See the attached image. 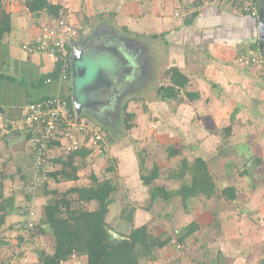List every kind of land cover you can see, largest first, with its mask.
<instances>
[{"label": "crops", "instance_id": "0c3cea01", "mask_svg": "<svg viewBox=\"0 0 264 264\" xmlns=\"http://www.w3.org/2000/svg\"><path fill=\"white\" fill-rule=\"evenodd\" d=\"M49 1L63 5L65 10L63 14L68 15L64 17H68L80 26L74 42L83 49L84 53L75 64L76 74L73 75L72 71L68 80L52 78L51 82H42L44 76L57 71L55 56L47 53H28L22 48L23 43L39 38L42 24L49 20L48 15L43 13L35 16L27 7L26 0H0V19L3 11L9 13L11 18V29L0 40V103L2 105L0 112V205L1 207L3 204L7 206L5 209L0 208L2 215L6 213L1 224L7 220L8 215L17 214L20 210L22 213V205H18L20 203H16L17 208L14 207L15 200L19 196L15 190L16 187L20 189L21 192H19L24 197L28 198L21 186L26 185L32 176L34 138L30 135L33 130L24 128L21 119L30 101L61 94L71 100H69L72 103L71 106L75 109L73 95L77 93L81 102L79 116L86 119L92 126H96L95 123L99 121L102 125L106 124L112 117H116L117 103L127 99L129 93L139 92L131 93L134 88L137 87L136 89L140 90L141 86H150L151 83L143 82L145 77L146 80L151 79V76L149 77L151 67L148 62L149 56L151 53L158 55L163 53L168 58L170 57V62L176 57L174 65L170 66L176 67L178 63L180 64L179 69L184 71H189V65L186 66V61L180 60L189 55L188 62H191L190 66L193 68L190 69L191 73L197 70L203 79L197 80L200 77L197 75L196 80H192L186 72L185 74L189 77L187 89L191 92H200L201 88L192 90L189 87H193L196 81L199 84L203 82L202 86L206 85L207 93L212 92L218 97L217 99L222 101H230V106L239 109L236 111L235 118L241 122L240 129L248 128L246 117L256 120L264 118V70L261 71V68L255 65L247 66L241 60L242 57L261 55L264 50L259 38L260 16L257 18L250 14L240 13L231 4L220 0ZM182 2L187 6L185 11H189L186 14L191 12L190 8L194 2L200 4V8L197 16L192 19L191 16H184L185 24L177 27L172 15L163 17L159 7L160 5L179 7ZM140 7L143 13L132 15V10L138 13ZM126 11L129 12L126 13ZM157 11L159 12L158 17L154 21L158 28L155 29L151 25L147 12L156 13ZM189 18L191 19L190 24L186 23ZM144 23H147L149 27L145 29ZM145 38H150V40L146 41ZM177 54L183 56L177 57ZM84 58H90L96 65L97 77L89 70L90 76L96 78L90 83V93L82 92L81 84L75 83L76 79L87 73L88 67L83 64L78 65ZM155 67L156 64H154V69ZM136 80L138 83L141 82L140 86L130 87L129 84ZM199 96L193 101L197 103L196 105L205 101L202 92ZM128 112L133 118L134 113L129 110ZM231 113L229 110V117ZM202 115L213 116L208 111ZM225 126L231 127V130L225 127V133L228 135L235 133L233 120ZM239 132L242 131L237 130L236 133ZM252 142L253 150L255 147L258 152L256 154L263 160L264 157H261V155L264 156L262 154L264 151L263 133L259 137L256 132ZM112 146L111 142V149ZM181 146L184 147L183 144ZM250 150L252 151L251 147ZM93 156L92 152L87 155L90 158ZM10 190L12 192L8 193ZM10 199H13L12 204L7 202ZM205 203L202 210L194 206L197 211L194 212L193 221L198 224V228L187 237L189 238L185 244L187 251L182 250L183 253L179 252L178 256L175 254L178 252L173 254L181 260L177 259L176 263L172 262L175 259H172L174 257L170 255V245L167 243L155 250L154 257L143 258L140 264H169L170 261V264L182 262L183 264H264V194L258 196L255 194V197L248 200L245 205L240 204V199L238 205L235 204L236 206L230 208L205 206L207 205ZM140 210L141 208L135 210L133 207L132 221L126 222L121 219L118 223L126 233L131 230V227L144 223L153 226L155 218L150 215L146 216L147 212ZM187 212L191 214L192 211ZM179 224L183 222L180 221ZM156 226L154 234L162 235L163 238L171 235V232L168 233L166 229H161L162 224ZM185 227L186 225L183 224L182 228ZM83 260H86L85 257Z\"/></svg>", "mask_w": 264, "mask_h": 264}, {"label": "rangeland", "instance_id": "374dc122", "mask_svg": "<svg viewBox=\"0 0 264 264\" xmlns=\"http://www.w3.org/2000/svg\"><path fill=\"white\" fill-rule=\"evenodd\" d=\"M159 8L160 13L164 15L163 17L172 15L173 22L176 20L177 27L185 24L184 16L190 17V13L196 9V7L194 8V6H192L190 8L191 12L186 14L189 11H185L187 6L185 3L183 4V2L179 7H173V5H160ZM132 11V15H134V13L137 15L143 13L141 7L138 13L134 12L135 10ZM127 12L129 11H126V13ZM167 12H170V14ZM158 13V11L156 13L147 12L151 25L152 27L154 26L155 29L158 27L155 26L157 23L154 19L158 17ZM168 20H170V18ZM69 21L71 22V20ZM75 26L79 32V24L75 23ZM144 26L145 29L149 27L147 23H144ZM150 34H152V32H150ZM144 40L149 41L150 38H145ZM177 55V57L183 56L182 54ZM130 56L132 55L130 54ZM175 58L176 57L170 62V57L168 58L163 55V53L161 55L151 53L148 59L151 65L149 70V77L151 76V79L149 78L146 80V77L143 76L145 77L143 82L151 83L150 86H144L145 88L141 86L139 87L140 90H137L136 86H140L139 84L141 82L139 81L140 83H138V80L132 81L133 83L129 84L130 87L134 88L135 86L136 88H134L131 93L133 91L139 92L134 94L129 93L127 99L117 103V115L110 119L111 123L106 122V124L103 125L100 121L95 123L96 126H93V129L105 134V136L108 137L107 140L110 144L112 142L113 146L108 153L94 154L91 158H80L81 160H78L76 164L81 165L85 163V166L79 169L78 179L74 181L62 180L57 182L54 181L52 176L46 175V178L43 177L39 181H34L31 180L34 174L32 165V176L29 178L30 180L26 185L23 184L21 186V189L25 190L27 195L31 194L30 199L24 197L22 193H20V189L16 187L15 190L19 193V196H16L17 199L15 200L14 207L17 208L16 203H20L18 205H22V213L20 210L17 214H10L3 224L0 223V264H4L15 251H19V254L21 252L24 253L23 257H19V260H16L19 261L17 262L18 264H38L41 251L44 250L46 253H52L54 250V242L46 224H44V228L47 232L45 234H39L34 238H30L29 235L25 236V232H22L24 224L28 220L29 208H32L35 212L33 219L36 224L44 217L43 207L49 199L53 197L54 193L52 190L58 193H64L69 188L75 186L89 187L92 183L94 184L95 176L100 180L110 178L113 183L118 186V191L113 194V203L110 205V212L106 218L108 224L113 227V231L120 230L125 232V229L120 227L118 223L121 219L125 218V214H132L133 207L135 210L141 208L140 211L147 212L146 216L150 215V217L155 218L153 226L147 223L150 231L155 232L157 228L156 225L162 224L163 227L161 229H166L168 233L171 232L173 239L177 242L182 233V225L185 224L187 226L193 223L194 212L197 211L196 209H204L205 198L193 199V201L189 202L190 205L188 206L190 207L186 208L182 204L180 196H174L169 200L158 196L152 201L151 191L156 186H165L169 191L177 190L180 187L183 180L172 178L170 174L178 168L181 164V160L188 159L189 161H193L198 155L207 160L210 171L214 175L219 194L215 193L213 198L206 202L207 205L205 206L211 205L213 207L230 208L236 206L235 204L238 205L240 199V204L245 205L248 200L255 197V194L256 196L262 193L264 194V159H260V156L257 155L258 152L256 148L254 147L253 150V144H251L253 143L252 139L256 132H258L259 137L262 133L264 135V118H258L256 120L246 117V127L248 128L244 130L240 129L241 122H238L235 118L236 115L233 116L234 112L239 109L230 106V101L225 102L217 99L218 97L212 94V92H208V94L206 85L202 86L203 82L199 84L198 81L195 82L193 87H189V89L192 90L201 88L200 92L195 93L201 94L202 92L205 101H201L200 103L197 101L199 103L198 105H196V102L191 101L184 92H181L177 99L160 98L158 89L160 86L170 83V73H168V71L171 68H175V66L171 67L174 65ZM188 60L189 55L180 60L183 62L186 61V66L187 64L189 65V71H181L184 73L188 72L187 75H189L192 80H196L197 75H200L197 80L203 79L201 78L203 76L197 73V70L191 73L190 69L193 68H191V62H188ZM153 63L156 64L155 69ZM81 64L88 67L87 73L86 75L80 76L79 79H76L75 83L81 84L82 92L90 93V83L97 77L95 73L96 65H94L90 58H84L78 65L81 66ZM176 65V68H179L178 65L180 64L177 63ZM89 70H91L90 73L95 77L90 76ZM260 70L262 71L264 69L261 68ZM159 73L161 74L160 76ZM140 77H142V75ZM220 87L222 86L220 85ZM227 97L229 98V96H226V98ZM128 110L134 113V117H131L127 122ZM229 110L232 112L230 114V117L233 116L231 117L232 119L228 116ZM206 111L212 113L213 116L209 117L202 115ZM225 113H227L226 116ZM230 120H233L235 133L228 135L224 130L225 127H228L225 125H229ZM128 123L134 126L132 128H127ZM237 130L242 132L236 133ZM246 130L247 132H245ZM176 142L179 143L176 144ZM180 142L184 145L181 155L170 157L168 147L171 144H176V147L180 148L182 145ZM59 152L65 154L62 150ZM59 152H51L49 160L47 161V169L50 170V172L51 170L61 167V165L57 164L54 160L63 155V153ZM262 154H264V151ZM261 157L263 158L264 156L261 155ZM143 159L145 162L144 170L143 168L141 169V161ZM156 163L160 167V177L153 182L154 186L144 184L141 178V171L148 172ZM244 171L247 172L245 173ZM230 185L236 188V201L220 195V191ZM11 192L12 190L8 193ZM69 197L73 200L77 199V194H71ZM76 205L93 209L96 207V202L85 203L79 202L78 200ZM188 210L192 211L191 214L187 212ZM180 221L181 223L183 222V224H179ZM160 237L163 238L162 235H160ZM188 240L189 238H186V243ZM185 244L182 248H179L177 243L170 241V255L174 257L173 254L175 252H178L175 253L177 256L179 252H186L187 246ZM205 250L206 249H204V251ZM177 256L172 258L175 259L172 262L175 261L176 263L177 259L181 260ZM84 257L86 260H83ZM170 263L171 261L169 264ZM61 264H87V257L77 256ZM180 264H183V262Z\"/></svg>", "mask_w": 264, "mask_h": 264}, {"label": "trees", "instance_id": "16d2710c", "mask_svg": "<svg viewBox=\"0 0 264 264\" xmlns=\"http://www.w3.org/2000/svg\"><path fill=\"white\" fill-rule=\"evenodd\" d=\"M255 2L260 8V11L261 9L264 10V0H255ZM26 5L35 16L46 13L49 20L68 16L67 14H63L65 12L63 5L54 4L49 0H26ZM193 6L194 8L196 7V9L191 13V19L197 16L200 4L194 2ZM191 19H187L186 23L190 24ZM10 29V14L3 11L0 19V40ZM262 55H264V50L262 51ZM56 63L57 71L54 74L44 76L42 82H46L50 77L57 78L59 63L57 61ZM168 73H170V83L159 87L158 94L160 98L177 99L183 91L191 101L200 97L199 93L191 92L187 89L189 77L179 68H171ZM1 111L2 105L0 103V112ZM235 114L236 111L233 116ZM130 116L131 115L128 113L127 122L131 118ZM131 126V123L127 124L128 128ZM226 129L231 130V127L229 126ZM30 135L34 138V149L36 145L34 136L36 133L31 131ZM182 149V146L177 148L176 144L170 145L168 147L169 156L174 157L181 155ZM90 152L91 149L82 146L78 150L57 157L54 160L57 164L61 165V167L51 170L50 172L46 164L42 171V176L44 178H46V175L52 176L57 182L62 180L74 181L78 179L79 169L85 166V163L81 165H77L76 163H78V160H81L80 158L85 159ZM48 160L49 158H47V161ZM144 163L143 159L141 161V169L143 168V170L145 168ZM244 172L246 173L247 171ZM170 176L175 179L183 180V183L177 190L172 191H169L165 186L154 187L151 191L152 201L158 196L166 200L174 196H180L182 204L184 207L188 208V205H190L189 202L193 201V199L197 200V198L204 197L205 200H210L215 193L219 194L214 175L210 171L207 160L202 156H197L193 161H189L188 159L181 160V164L177 169L172 171ZM159 177L160 167L157 163L154 164L152 169L148 172L141 171V178L146 185L154 186L153 182ZM94 180V184L92 183L89 187L75 186L69 188L64 193H58L52 190L54 193L53 197L50 198L43 207L44 217L35 224L29 235L30 238H34L39 234H45L47 230L44 228V224L48 226L51 232L54 250L52 253H46L44 250L41 251L38 264H61L77 256H86L87 264H140L143 258L154 257L156 249L162 248L172 241V234L161 239L160 235H156L154 232L150 231L147 223L137 227H131L128 233L118 230L120 236L115 237L114 233L111 232L113 227L108 224L106 218L110 212V205L113 203V194L118 191V186L113 183L110 178L100 180L95 176ZM71 194H77L79 202H96V207L89 209L76 205L78 200L71 199L69 197ZM29 195L30 194L26 195L28 199ZM220 195L225 196L227 199L235 200L237 196L236 188L233 185L225 187L220 191ZM7 202L12 204L13 199ZM6 207L7 206L4 204L2 207L0 205V208L5 209ZM5 214L6 213L0 215V223L4 221ZM124 217L123 219L126 222H131L133 214H125ZM27 222L25 224H27ZM197 228L198 224L193 222L182 229V233L178 238L179 243L185 244L186 238ZM23 256L24 253L21 252L19 257Z\"/></svg>", "mask_w": 264, "mask_h": 264}, {"label": "built area", "instance_id": "2783aa9c", "mask_svg": "<svg viewBox=\"0 0 264 264\" xmlns=\"http://www.w3.org/2000/svg\"><path fill=\"white\" fill-rule=\"evenodd\" d=\"M231 4L236 10L243 14L254 17L260 16V8L255 0H220ZM78 31L75 23L66 17L48 20L41 26V34L37 40L23 43L22 48L28 53H47L55 56L59 63L57 79L68 80L72 73V45ZM244 64L255 65L264 69V55H253L242 57ZM50 77L46 82H51ZM68 98L61 94L49 95L37 100L30 101L21 119V124L27 130H33L36 145L33 150V178L39 181L42 171L47 164V158L53 151H64L65 153L78 150L82 146L91 149L94 154H105L110 152L111 144L100 131L94 130L93 126L83 117L79 116ZM35 212L29 208L28 222L22 229L25 236L30 235L34 228ZM179 248L184 244L172 239ZM19 251L10 255L4 264H16Z\"/></svg>", "mask_w": 264, "mask_h": 264}, {"label": "water", "instance_id": "95a60500", "mask_svg": "<svg viewBox=\"0 0 264 264\" xmlns=\"http://www.w3.org/2000/svg\"><path fill=\"white\" fill-rule=\"evenodd\" d=\"M260 35H259V38H260V45L261 46H264V12H263V9H261L260 11ZM83 49L81 47L78 46L77 43H73L72 45V71H73V75L76 74V62H77V59H80V57H82L83 55ZM83 70H86L85 68H83ZM78 94L76 93L75 95H73V104L75 106V109H76V112L78 113V115H80V109H81V102L79 101L78 99ZM111 232L114 233L115 237H119L120 234L117 233L116 231H113L111 229Z\"/></svg>", "mask_w": 264, "mask_h": 264}, {"label": "flooded vegetation", "instance_id": "af4514ba", "mask_svg": "<svg viewBox=\"0 0 264 264\" xmlns=\"http://www.w3.org/2000/svg\"><path fill=\"white\" fill-rule=\"evenodd\" d=\"M113 112H114V110H112V113H113ZM114 113H115V112H114ZM114 113H113V114H114Z\"/></svg>", "mask_w": 264, "mask_h": 264}, {"label": "clouds", "instance_id": "9594fccd", "mask_svg": "<svg viewBox=\"0 0 264 264\" xmlns=\"http://www.w3.org/2000/svg\"><path fill=\"white\" fill-rule=\"evenodd\" d=\"M70 104H72V103H70Z\"/></svg>", "mask_w": 264, "mask_h": 264}]
</instances>
